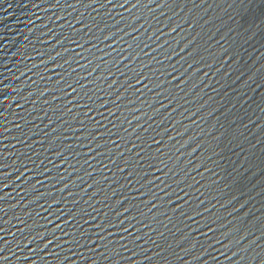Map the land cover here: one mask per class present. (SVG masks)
<instances>
[{
	"label": "water",
	"instance_id": "95a60500",
	"mask_svg": "<svg viewBox=\"0 0 264 264\" xmlns=\"http://www.w3.org/2000/svg\"><path fill=\"white\" fill-rule=\"evenodd\" d=\"M0 264H264V0H0Z\"/></svg>",
	"mask_w": 264,
	"mask_h": 264
}]
</instances>
